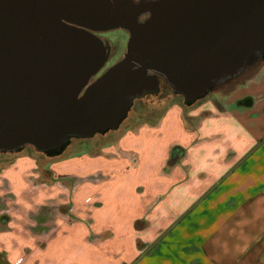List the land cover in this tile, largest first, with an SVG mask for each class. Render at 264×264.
Returning a JSON list of instances; mask_svg holds the SVG:
<instances>
[{
  "label": "crops",
  "instance_id": "0c3cea01",
  "mask_svg": "<svg viewBox=\"0 0 264 264\" xmlns=\"http://www.w3.org/2000/svg\"><path fill=\"white\" fill-rule=\"evenodd\" d=\"M152 107L66 162L64 212L23 194L21 161L0 165V264H264V64L226 95Z\"/></svg>",
  "mask_w": 264,
  "mask_h": 264
},
{
  "label": "water",
  "instance_id": "95a60500",
  "mask_svg": "<svg viewBox=\"0 0 264 264\" xmlns=\"http://www.w3.org/2000/svg\"><path fill=\"white\" fill-rule=\"evenodd\" d=\"M128 34L106 65L99 35ZM264 55V0H0V151L116 129L163 78L194 102Z\"/></svg>",
  "mask_w": 264,
  "mask_h": 264
},
{
  "label": "rangeland",
  "instance_id": "374dc122",
  "mask_svg": "<svg viewBox=\"0 0 264 264\" xmlns=\"http://www.w3.org/2000/svg\"><path fill=\"white\" fill-rule=\"evenodd\" d=\"M99 37L103 42H107L110 46V57L103 69L93 77L92 81L122 60L128 42V34L121 29L100 34ZM257 56L259 55L251 58L247 62V67L245 66L239 74L223 81L216 82L201 98L213 99L218 96L226 95L239 83L243 82L246 78L251 77L257 67L264 64V55L260 58ZM174 99L185 100V97L176 93L172 86L160 77L157 91L146 92L142 96L135 97L131 100V105L128 108L126 117L116 128L118 131L114 132L112 135L116 136L118 135L117 133L122 134L127 131L126 118L129 115L142 117L144 115H149L150 113H156L157 107L152 106L161 104L165 100L171 101ZM116 129H111L102 132L101 134L103 135ZM98 134L99 133H96L91 138L70 137L64 142L61 149L53 152H42L31 145H25L14 152L0 151V165L9 166L21 161L22 164L26 166L24 167L26 172L23 173V179L21 181L23 185L27 186L23 188V194H36L44 197L58 193L57 195H59V197L51 200L56 204L54 205V213H57L58 211L64 212L63 209L58 208L62 196H65V198L72 197L78 189L79 184V179L69 175L64 170V166L68 164H66V162L69 161L70 158L83 155L86 151L90 150L89 147L94 148V140H96L95 136H99ZM90 170H93V168H89V172ZM77 175L82 178L86 177L83 176V174L81 175V173ZM53 189L54 191H52ZM46 213L47 211L43 209H40L39 211L41 216H46Z\"/></svg>",
  "mask_w": 264,
  "mask_h": 264
},
{
  "label": "flooded vegetation",
  "instance_id": "af4514ba",
  "mask_svg": "<svg viewBox=\"0 0 264 264\" xmlns=\"http://www.w3.org/2000/svg\"><path fill=\"white\" fill-rule=\"evenodd\" d=\"M258 58L262 57V56H257ZM246 67H247V64H246Z\"/></svg>",
  "mask_w": 264,
  "mask_h": 264
}]
</instances>
